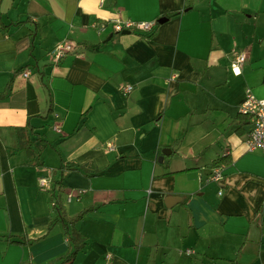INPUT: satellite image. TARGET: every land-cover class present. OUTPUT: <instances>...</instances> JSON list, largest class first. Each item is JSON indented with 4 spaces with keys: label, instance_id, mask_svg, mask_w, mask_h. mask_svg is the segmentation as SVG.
I'll list each match as a JSON object with an SVG mask.
<instances>
[{
    "label": "crops",
    "instance_id": "1",
    "mask_svg": "<svg viewBox=\"0 0 264 264\" xmlns=\"http://www.w3.org/2000/svg\"><path fill=\"white\" fill-rule=\"evenodd\" d=\"M263 73L264 0H0V264L69 251L57 180L65 217L84 212L71 264H264V156L238 114Z\"/></svg>",
    "mask_w": 264,
    "mask_h": 264
},
{
    "label": "built area",
    "instance_id": "2",
    "mask_svg": "<svg viewBox=\"0 0 264 264\" xmlns=\"http://www.w3.org/2000/svg\"><path fill=\"white\" fill-rule=\"evenodd\" d=\"M154 22H132V21H115L113 28L117 32L123 30L133 29L136 31L147 32L152 29ZM58 54V53H57ZM58 56V55H57ZM246 60L244 52H232L231 70L235 74H239L241 67ZM21 76L27 77L28 72L23 71ZM123 93H128L132 90V86L126 85L121 88ZM238 112L241 115L248 117V123L253 125L252 130L248 133L244 143L247 151L260 150L264 156V98H257L253 95L252 91L247 88L243 99L238 106ZM224 166L221 163L216 164L210 171V173L203 179L206 183L216 182L222 184L224 182L223 174ZM39 186L49 188V178L41 176L37 179ZM83 189H73L67 193V201H70L74 197H79L83 194ZM222 192H218L221 194ZM186 254L190 251L186 250Z\"/></svg>",
    "mask_w": 264,
    "mask_h": 264
},
{
    "label": "trees",
    "instance_id": "3",
    "mask_svg": "<svg viewBox=\"0 0 264 264\" xmlns=\"http://www.w3.org/2000/svg\"><path fill=\"white\" fill-rule=\"evenodd\" d=\"M179 12H170V13H166L165 15V19L167 20L168 18L177 15ZM155 25H157V22L153 25L152 29L147 31L148 33V37H151L154 33V28ZM129 32H138L136 30H128ZM120 33V32H118ZM98 46H94L93 50L97 49ZM262 83L264 84V73L262 76ZM4 94H6V92H2L0 93V99L4 97ZM239 114V113H238ZM239 116L241 117V119H248V117L239 114ZM28 127L25 126V128ZM241 131V129H238ZM27 141H22L21 142V146L20 149L26 148L28 149L29 146L26 145ZM227 156H223L220 157L216 160V162L222 163L226 161ZM218 164V163H217ZM60 170H63L64 168L67 167H59ZM61 191V185H60V180L57 181H53V186H52V190L50 191V197L53 200L54 203V208L56 210V216L50 221L49 226H48V230H50V228H52V226L58 222V221H62V226H63V230H64V234L67 236V241H68V245H69V251L62 257H60L56 262H53L51 264H71L72 261L74 260L77 252L79 250H81L85 244L84 239L81 237V235L75 230L74 228V224L77 220L81 219L83 217L84 212L78 213L77 215H75L74 217L71 218H66L65 217V213L62 211V208L59 204V194ZM13 243H17V244H27L30 241L29 240H24V239H14V241H12Z\"/></svg>",
    "mask_w": 264,
    "mask_h": 264
},
{
    "label": "water",
    "instance_id": "4",
    "mask_svg": "<svg viewBox=\"0 0 264 264\" xmlns=\"http://www.w3.org/2000/svg\"><path fill=\"white\" fill-rule=\"evenodd\" d=\"M165 20H166V19L163 18V19L158 20V22H162V21H165ZM121 33H122V34H128L129 31H128V30H123V31H121ZM252 128H253V125L250 124V125H248V126H245V127H244V130H245L246 132H250V130H252ZM162 153H163V154L166 153V152H165V149L162 150ZM161 158H162V157H159L160 160H161Z\"/></svg>",
    "mask_w": 264,
    "mask_h": 264
},
{
    "label": "rangeland",
    "instance_id": "5",
    "mask_svg": "<svg viewBox=\"0 0 264 264\" xmlns=\"http://www.w3.org/2000/svg\"><path fill=\"white\" fill-rule=\"evenodd\" d=\"M183 253H184V255L188 256L185 252H183Z\"/></svg>",
    "mask_w": 264,
    "mask_h": 264
}]
</instances>
